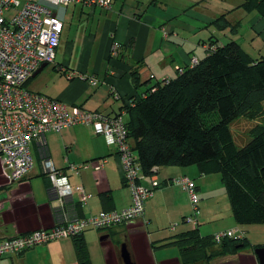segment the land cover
I'll use <instances>...</instances> for the list:
<instances>
[{
    "label": "crops",
    "instance_id": "obj_1",
    "mask_svg": "<svg viewBox=\"0 0 264 264\" xmlns=\"http://www.w3.org/2000/svg\"><path fill=\"white\" fill-rule=\"evenodd\" d=\"M220 1L222 6L218 5L214 13L205 11L209 22L201 12L197 18L187 17L189 10L200 9L198 0H113L108 10L82 5L59 9L57 14L64 28L55 63L39 68L26 86L71 108L106 117L122 114L127 121L125 106L148 88V85L140 89L134 86L131 72L138 63L142 66L141 84L152 76L162 81L174 78L177 69L187 66L193 58L202 59L197 50L202 49L206 57L211 37L220 43L233 39L243 46L241 41L245 36L240 35V29L245 15L253 12L241 7L244 0ZM224 14L232 23L241 25L239 34L225 35L220 40L217 37L220 30L210 23ZM250 28V32L243 31L246 36L250 35V45L255 41L264 45V20L257 17ZM115 41L121 45L116 57L111 55ZM55 65L65 67L66 74L57 71ZM92 80H97L98 85H93ZM31 151L37 159L33 171L22 182L8 183L0 193V203H3L0 238L51 229L62 222L102 212H121L131 206V192L123 179L117 149L108 146L91 126L49 132L45 135L44 147L35 142ZM45 160L56 170L64 171L70 185L75 189L82 187L85 195L75 192L69 199L57 196L47 177ZM102 163L103 167L99 168ZM69 165L85 168L75 173ZM0 176L5 180L1 166ZM155 176L144 173L141 181L149 189L153 188L154 179L159 183L153 197L146 202L144 216L113 228L87 229L79 238L85 247L84 257L75 239H65L20 256L4 257L0 264H124L123 246L134 264H259L256 250L264 248V223L237 222L221 173L204 171L197 166H169L160 168ZM185 176L195 181L200 197L198 227L185 222L193 212L188 193L171 183ZM87 195L91 197L85 199ZM195 230L201 237L210 238L223 231L238 230L250 246L239 254L218 259L194 251L182 255L181 248L187 242L181 241Z\"/></svg>",
    "mask_w": 264,
    "mask_h": 264
},
{
    "label": "trees",
    "instance_id": "obj_2",
    "mask_svg": "<svg viewBox=\"0 0 264 264\" xmlns=\"http://www.w3.org/2000/svg\"><path fill=\"white\" fill-rule=\"evenodd\" d=\"M241 7L264 20V0H244ZM240 25L232 23L226 14L210 23L233 35L239 34ZM209 42L206 57H195V66L177 69L172 79L159 81L153 76L141 84L142 66L135 65L133 69L138 70L131 72L135 88H148L125 106L127 121L119 116L146 175H154V168L157 173L169 166L217 171L237 222L264 223V124L256 123L250 130V141L242 147L231 130L239 119L255 121L264 115V45L253 57L236 40L220 43L211 37ZM79 238L75 241L84 257L85 247ZM183 242L187 243L181 248L182 255L194 251L210 259L236 255L250 246L244 238L217 244L213 237H201L196 230Z\"/></svg>",
    "mask_w": 264,
    "mask_h": 264
},
{
    "label": "built area",
    "instance_id": "obj_3",
    "mask_svg": "<svg viewBox=\"0 0 264 264\" xmlns=\"http://www.w3.org/2000/svg\"><path fill=\"white\" fill-rule=\"evenodd\" d=\"M113 0H0V166L1 174L9 182H22L32 172V144L44 147L45 135L61 133L78 125L91 126L97 135L103 136L108 146L117 149V157L123 170L124 181L130 189L132 204L121 212H102L85 219L66 221L51 229L37 230L20 236L0 238V259L20 256L51 243L75 239L87 229L104 230L130 224L142 218L146 202L159 186L153 180V188L141 184L144 172L132 151L128 129L122 116L106 117L90 112L30 90L26 84L42 65H54L63 21L57 10L70 5H82L111 9ZM121 45L114 42L111 55L116 57ZM208 49V47H206ZM198 63L190 61L191 67ZM65 72V67L55 65ZM71 77V74H67ZM151 78H154L153 76ZM98 85L97 80H92ZM47 177L53 190L61 198H71L75 192L85 195L82 187L73 188L64 171L56 170L49 160L44 162ZM103 167V163L99 168ZM84 166L69 165L79 173ZM157 168H154L155 178ZM189 195L193 208L185 222L199 226L200 197L194 180L180 177L171 181ZM86 196L85 199L90 198ZM243 239L238 230H227L213 236L217 244L226 239Z\"/></svg>",
    "mask_w": 264,
    "mask_h": 264
},
{
    "label": "rangeland",
    "instance_id": "obj_4",
    "mask_svg": "<svg viewBox=\"0 0 264 264\" xmlns=\"http://www.w3.org/2000/svg\"><path fill=\"white\" fill-rule=\"evenodd\" d=\"M197 1V0H196ZM200 1L201 5H199V10H189V12H187V17L193 19V18H197V14L198 12H201V13H204L205 16L207 17L208 19V14L205 13V11H213V13L216 11V8L219 7L218 5L221 4L222 6V2L220 0H218L217 2L215 0H198ZM236 0H233V2L235 3ZM188 5V4H186ZM190 5V4H189ZM225 8V6H223ZM212 13V12H211ZM259 14H256V12H253L251 13L250 15H245V19L242 23V27L240 29V35H243L245 37L242 38V41L243 42V48L246 52L250 53L253 57L258 55L259 53V48H262L261 47V42L260 41H255L253 45H250V35H245L243 33V31H246L247 29L249 30L250 32V27L252 24H254L256 22V18L259 17L258 16ZM186 17V18H187ZM255 17V18H254ZM185 18V19H186ZM262 19V18H261ZM208 22H209V19H208ZM245 25V27H244ZM208 30H202L203 33L207 32ZM225 32V31H224ZM221 32L219 31V34H218V38L220 40H222L225 35L228 36H231L233 33L232 32ZM250 34V33H249ZM205 40H208V39H205ZM227 40H224L223 42H226ZM202 50V49H200ZM200 50H197L196 54L201 57L203 56V58L205 57V52L204 51H200ZM53 66V65H51ZM125 120V119H124ZM256 123H259V124H264V115L260 116L257 120L255 121H251V120H247V119H239L237 121H235L232 125H231V130H232V134L234 135V138H235V141L237 143V145L239 147H242V146H245L249 141H250V137H249V133H250V130H252ZM254 131V130H253ZM252 132V131H251ZM34 158V163L36 164V157H32ZM35 167V166H34ZM33 171V170H32ZM10 183L8 180H4L1 178L0 176V193L3 192L6 188V185ZM201 203V201H200ZM3 206V203H0V207ZM201 211V209H200Z\"/></svg>",
    "mask_w": 264,
    "mask_h": 264
},
{
    "label": "water",
    "instance_id": "obj_5",
    "mask_svg": "<svg viewBox=\"0 0 264 264\" xmlns=\"http://www.w3.org/2000/svg\"><path fill=\"white\" fill-rule=\"evenodd\" d=\"M47 65H42L40 69L46 67ZM256 256L259 259V264H264V248L262 249H257L256 250ZM122 259L124 261V264H134L131 260L129 252H127L125 246H123V251H122Z\"/></svg>",
    "mask_w": 264,
    "mask_h": 264
}]
</instances>
